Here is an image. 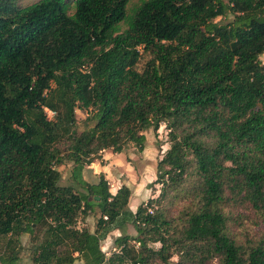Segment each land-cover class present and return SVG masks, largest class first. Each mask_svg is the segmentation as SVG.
Listing matches in <instances>:
<instances>
[{
	"label": "trees",
	"instance_id": "16d2710c",
	"mask_svg": "<svg viewBox=\"0 0 264 264\" xmlns=\"http://www.w3.org/2000/svg\"><path fill=\"white\" fill-rule=\"evenodd\" d=\"M21 1L0 0V264L22 235L33 264H264L233 209L264 219V0ZM162 124L156 197L84 179Z\"/></svg>",
	"mask_w": 264,
	"mask_h": 264
},
{
	"label": "rangeland",
	"instance_id": "374dc122",
	"mask_svg": "<svg viewBox=\"0 0 264 264\" xmlns=\"http://www.w3.org/2000/svg\"><path fill=\"white\" fill-rule=\"evenodd\" d=\"M37 0H22L21 5H27ZM217 20H221L218 17ZM125 25H122V29ZM264 61V56H261ZM85 115L77 111L78 127L79 130L83 128V118ZM146 141L143 151H138L133 145H130L122 153H114L110 149H106L101 153V160H95L94 163H99L100 166H106L105 178L109 182L111 192H115L122 184L127 185L131 189V195L129 199L130 208L134 211L136 207L147 201L150 197H156L159 193L160 185L155 184L150 186V183L156 178V163L163 156L165 150L169 147L167 130L165 125L162 124L157 133H154L152 129H148L144 132ZM98 166L90 168L88 166L83 171V177L94 182L97 180L98 173L94 171L98 170ZM62 179V184H69L71 182V165L66 163L59 167ZM235 213H240L243 217V221L249 227L250 231L256 236L264 231V219L258 216L252 210L243 207H233ZM97 219V213L89 215L84 221L80 220L77 225L80 227L85 226L91 231L95 228V222ZM120 233L135 235V229L132 225L127 224L121 231L115 230L111 232L105 240L101 241V248L109 255L112 249L113 239ZM158 246V244H156ZM34 243L30 240L28 235H22L17 243L15 252L18 256L19 264H33L31 256L34 250ZM176 261V257L171 259V263ZM72 264H83L82 260H76ZM209 264H217L216 260Z\"/></svg>",
	"mask_w": 264,
	"mask_h": 264
},
{
	"label": "crops",
	"instance_id": "0c3cea01",
	"mask_svg": "<svg viewBox=\"0 0 264 264\" xmlns=\"http://www.w3.org/2000/svg\"><path fill=\"white\" fill-rule=\"evenodd\" d=\"M90 168H93L94 166H98L99 168H98V170L96 171H94V173H100V172H103V173H105L106 172V166H100V164L99 163H94V162H92L90 165ZM88 166H86V168H87ZM85 179V178H84ZM95 182V181H94ZM129 207H130V205H129ZM131 209V208H130ZM132 210V209H131ZM133 211V210H132ZM135 211V210H134Z\"/></svg>",
	"mask_w": 264,
	"mask_h": 264
},
{
	"label": "built area",
	"instance_id": "2783aa9c",
	"mask_svg": "<svg viewBox=\"0 0 264 264\" xmlns=\"http://www.w3.org/2000/svg\"><path fill=\"white\" fill-rule=\"evenodd\" d=\"M44 112H45L48 119H53V117L55 115V111L50 110L48 108H44Z\"/></svg>",
	"mask_w": 264,
	"mask_h": 264
}]
</instances>
